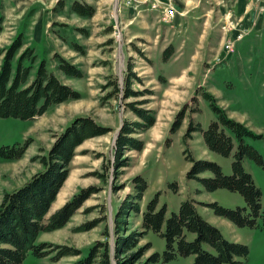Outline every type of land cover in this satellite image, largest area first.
Wrapping results in <instances>:
<instances>
[{
	"label": "rangeland",
	"instance_id": "374dc122",
	"mask_svg": "<svg viewBox=\"0 0 264 264\" xmlns=\"http://www.w3.org/2000/svg\"><path fill=\"white\" fill-rule=\"evenodd\" d=\"M84 1L96 8L95 14L90 18L72 12L70 6L73 0H65L63 7L58 0H0L2 26L0 67L5 50L19 34H22L24 45L14 58V69L21 53L27 47H33L37 61L33 65L30 80L33 79L38 64L45 59L50 70H53L64 83L80 91L83 96L78 100L54 105L34 120L0 117V147L30 142L22 158L0 159V205L6 192L21 187L43 170L39 156L48 153L57 135L77 116L89 115L98 123L108 126L110 131L89 138L77 147L76 155L70 165L69 176L46 217L81 190L93 187L94 193L75 211L64 227L41 233L38 238V243L68 245L80 250L81 254L53 261L51 255L37 257L29 252L23 264H73L83 256H87L94 246H98L100 251L107 247L112 255V263L118 264L119 238L130 235H134L133 237L139 242L137 247L135 245L136 248L129 250L126 256L141 251L131 264H147L153 252L163 254L166 249V241L163 237L152 230L146 231L142 226L143 212L156 196L159 199V207L167 206L168 216L178 212L181 202L185 199H195L199 202L198 211L205 219L208 216L205 206L201 203L217 201L227 208L247 207L244 196L238 191L227 188L208 191L200 181L187 178V172L191 167L184 154L187 148L196 158L217 162L228 175L233 172V156H224L211 150L204 141L201 131L193 132L187 142L184 136L191 121L200 123L206 129L211 121L216 119L210 102L204 95L207 92L215 98L219 106L226 109L230 117L260 136L248 137L246 140L262 154L264 159V30L254 29L250 33L247 32L249 34L242 41L237 42L236 51L227 56L224 40L228 35H232V32L227 33L226 30L234 29L232 31L236 32L243 25L242 17L236 16L237 5L240 2H236L235 6L230 1L228 6L225 0H198V9H210L213 13L210 15V24L206 25L207 30L212 31L208 40L211 48L198 49L202 53L195 54L194 64L189 69L190 80L183 84H179V81L162 83L158 76L157 80L150 81L146 75L152 66L151 59L147 56L152 54L156 66L161 64L158 61L160 54L158 45H151L144 33L141 38L138 37L141 32H137L135 37L128 35L130 28L135 27L140 30L144 28L139 19H133L130 23L133 14L126 9L135 10V7L123 4V0H104L100 5L93 0H82ZM243 11L239 10V12ZM202 12L204 11L202 10L200 14ZM262 18L264 19V16ZM221 20L222 23H219ZM224 22L227 29H223L222 32L220 27H223ZM215 23L217 26L211 29L209 25L213 26ZM81 28L89 32L87 37ZM180 29L185 31V27L180 26L175 32L178 33ZM73 41L83 45L86 53L76 51L71 45ZM170 52L171 50L168 53ZM56 54L81 67L85 76L68 77L58 70ZM215 55L217 57L215 61L210 62ZM200 58L203 60L199 61ZM160 60L165 61L164 54L161 55ZM128 62L134 64V70L143 79L142 83L136 81V88L155 90V84L165 85L166 88L164 92L158 90L155 95L147 96L151 100L149 107L157 111V121L145 134L140 135L146 142L144 149L126 154L132 157L133 163L124 168L123 173L117 178L112 165L115 136L124 119L138 118L125 107L126 102L134 98L125 100L123 94H120L118 97L107 99L112 87H106V84L108 78L112 76L118 78L122 85ZM180 113H184L185 116L182 126L176 133H171V126ZM169 139L170 145H168ZM244 167L252 174L256 185L261 189L264 207V166L251 158H245ZM102 173L105 175L104 180L99 175ZM137 175L143 176L147 182L142 199L137 198L133 182V178ZM200 176L212 177L213 173L206 171ZM174 185H177L176 191ZM127 201L139 204L141 211L129 209L125 230L118 231L116 214L123 204H128ZM209 209L215 215L214 211ZM214 221L220 225L226 223V226L221 227L223 231L217 226L218 224L215 226L227 239L249 246V255L241 259V264H264V230L261 228V219L258 227H240L235 224L234 229L229 227L227 221L222 219ZM87 223L94 225L92 228L88 226L84 230L79 229ZM188 237L193 236L188 234ZM146 244H150L151 248L144 251ZM193 260V255L187 257L179 255L170 262L160 261L157 264H192Z\"/></svg>",
	"mask_w": 264,
	"mask_h": 264
},
{
	"label": "trees",
	"instance_id": "16d2710c",
	"mask_svg": "<svg viewBox=\"0 0 264 264\" xmlns=\"http://www.w3.org/2000/svg\"><path fill=\"white\" fill-rule=\"evenodd\" d=\"M60 5L63 7L64 2L60 1ZM70 9L86 18L92 17L96 12L95 6L78 0L71 3ZM81 31L86 37L89 35L86 29L81 28ZM23 45V35L19 34L11 46L5 50L4 60L0 67V117L34 120L54 105L82 98L80 91L64 83L53 70H50L45 59L38 64L36 73L30 80L33 65L37 61L33 47H27L21 53L14 69V58ZM71 45L76 51L86 53L85 47L78 42L73 41ZM170 50L171 52L168 53ZM171 53H173V48L169 46L164 51L165 59ZM55 59L58 62V70L66 76L75 78L85 76L81 67L62 55L56 54ZM134 69V64L128 62L122 85L118 78L112 76L108 78L106 84V87H112L107 94V99L118 97L120 94H123L125 100L134 98L126 102L125 107L138 118L136 120L124 119L119 129L112 164L114 175L117 178L123 173L124 168L133 163L132 157L126 154L130 151L144 149L146 142L140 135L145 134L157 121V111L149 107L151 100L147 97L155 95L156 92L151 88H136V81L142 83L143 79ZM204 95L209 100L216 119L212 120L206 129L200 123L191 121L184 139L187 142L193 132L201 131L204 141L211 150L224 156H233V172L229 175L225 174L217 162L196 158L187 148L184 154L187 161L191 163L187 178L200 181L208 191L227 188L240 192L245 198L247 207L227 208L217 201L201 203V205L211 208L217 216L224 217L240 227H258L260 226L259 219H261V228L264 230L262 191L256 185L252 174L244 167L245 158H251L264 166L262 154L246 140L248 137L260 136L243 123L230 117L226 109L219 106L211 94L205 92ZM183 119H185L184 113L176 116L170 129L171 133H176L181 128ZM109 131L108 126L98 123L89 115L77 116L57 135L48 153L39 156L43 170L36 173L21 187L5 193L0 205V264H23L29 252L37 257L51 255L53 261L81 254L80 250L68 245L55 246L47 242L38 243V238L41 233L52 232L64 227L75 211L94 193L93 187L83 189L49 217H46L69 176L70 165L76 155L77 147L85 140L104 135ZM29 143L26 141L24 144L16 143L0 147V159L22 158ZM170 143L169 139L168 145ZM206 171H211L213 176L201 177V173ZM99 175L103 180L105 179L103 173ZM133 182L137 198L142 199L147 188L146 180L143 176L137 175L133 178ZM174 186L176 191L177 185ZM127 203L123 204L116 214L118 231L125 230L129 209L141 211L139 204H133L131 201ZM198 203L195 199H185L181 202L179 211L169 216L166 205L159 207L158 196L148 203L147 209L143 212L142 226L146 231L152 230L163 237L166 241V249L163 254L153 252L147 264H157L160 261L167 263L179 255L186 257L193 255L192 264H241V259L249 255V246L227 239L217 226L199 213ZM89 224L91 223L79 229L84 230L85 227L91 226ZM188 234H192L193 237L189 238ZM133 236L119 238L118 264H131L141 252L137 251V253L126 256L129 250L138 245L139 241ZM150 248V244H146L143 250ZM73 264H113L112 255L107 247L100 251L98 246H94L87 256H83Z\"/></svg>",
	"mask_w": 264,
	"mask_h": 264
},
{
	"label": "crops",
	"instance_id": "0c3cea01",
	"mask_svg": "<svg viewBox=\"0 0 264 264\" xmlns=\"http://www.w3.org/2000/svg\"><path fill=\"white\" fill-rule=\"evenodd\" d=\"M88 1V0H87ZM97 3V5H100L104 0H93ZM138 1H146V0H138ZM153 0H149V3ZM160 2H166L167 0H157ZM228 2V6L230 5L231 0H225ZM176 7L178 10V15L174 19L172 24H160L157 13L154 11H151L148 9V4L143 3L141 5L140 10H134L132 9H126L127 11L131 12L133 14V19H139L138 21L143 25L140 29H134L130 28L129 30V36L135 35L137 32H141L138 37H143V34L145 35V38L151 42L153 46L156 44L158 45V50L160 54L158 55V61L161 62L160 66H156L154 58H152V54H150L148 59H151L152 66H150L148 72L146 73L148 80L155 81L157 80L156 77L158 76L161 80H166L167 82L172 81H179V84H183L185 81H188L189 78V69L194 64L195 54L197 52L202 53L200 50L202 49H209L211 48L209 44V38H211V30H207L206 25L210 24V15H212V10L208 9H198L199 1L198 0H176ZM241 4V5H240ZM237 14L239 10H244V2L240 0V3L237 5ZM99 9V6L97 7ZM204 11L200 14L201 11ZM197 13V15H196ZM242 12H239V15H241ZM141 18V19H140ZM201 18H204L201 20ZM217 23L215 25L210 26L216 27ZM128 26V24L126 25ZM183 26L185 27V31L183 32L182 29H180L177 32H175V29ZM188 26V27H187ZM172 29V30H171ZM255 29H258L259 31L264 30V19L258 21V24ZM21 32V31H20ZM208 43V45H207ZM168 46H173V53L165 60L161 61V55L163 54L164 50ZM209 47V48H207ZM155 49V48H154ZM198 49H200L198 51ZM210 50V49H209ZM209 54V53H208ZM216 55L213 57L211 61H215ZM203 60V58H200L199 61ZM209 63V61H207ZM204 64V63H203ZM193 78V77H191ZM166 86L165 85H156L155 84V92L158 90L160 92H164ZM172 95H175L172 93ZM205 212L207 213V220L211 222L212 224L216 225L222 230L221 227L226 226V223H222L221 225L219 223H216L215 219H222L224 221H227L229 223V227L231 229H234L236 226L232 221L225 220L224 217L216 216L211 213V210L208 207H204ZM199 210V208H198ZM224 225V226H223ZM223 231V230H222Z\"/></svg>",
	"mask_w": 264,
	"mask_h": 264
},
{
	"label": "built area",
	"instance_id": "2783aa9c",
	"mask_svg": "<svg viewBox=\"0 0 264 264\" xmlns=\"http://www.w3.org/2000/svg\"><path fill=\"white\" fill-rule=\"evenodd\" d=\"M236 2L238 0H235ZM246 1V9L245 13L241 19V23L244 24L246 20V15H251V18H253V22L255 23L256 19H260V17L264 16V0H245ZM123 4L131 6V7H137L138 4H136V0H123ZM236 2L234 3L236 5ZM151 7L153 9L158 10V19L160 22L168 23L172 22L174 17L177 13V8L175 5V0H168L166 2H158L154 0ZM227 13V12H225ZM238 14H236L237 16ZM223 29H227L225 22L223 24ZM230 28V27H229ZM234 29L226 30V32H232V35H228V38L225 40L224 48L227 52V54L233 53L235 51L236 42L241 40L244 37V34L246 32H249L251 30L250 27H245L242 25V28L238 29V31H232Z\"/></svg>",
	"mask_w": 264,
	"mask_h": 264
},
{
	"label": "water",
	"instance_id": "95a60500",
	"mask_svg": "<svg viewBox=\"0 0 264 264\" xmlns=\"http://www.w3.org/2000/svg\"><path fill=\"white\" fill-rule=\"evenodd\" d=\"M118 135H119V132H117V134H116V136H115V141H116V139H117Z\"/></svg>",
	"mask_w": 264,
	"mask_h": 264
}]
</instances>
